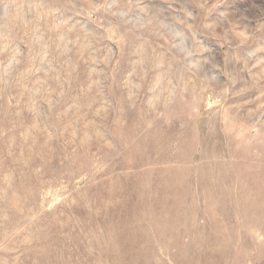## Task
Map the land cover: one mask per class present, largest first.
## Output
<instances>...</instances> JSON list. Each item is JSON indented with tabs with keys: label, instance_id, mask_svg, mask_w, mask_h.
<instances>
[{
	"label": "rangeland",
	"instance_id": "rangeland-1",
	"mask_svg": "<svg viewBox=\"0 0 264 264\" xmlns=\"http://www.w3.org/2000/svg\"><path fill=\"white\" fill-rule=\"evenodd\" d=\"M263 183L264 0H0V264H264Z\"/></svg>",
	"mask_w": 264,
	"mask_h": 264
},
{
	"label": "bare ground",
	"instance_id": "bare-ground-1",
	"mask_svg": "<svg viewBox=\"0 0 264 264\" xmlns=\"http://www.w3.org/2000/svg\"><path fill=\"white\" fill-rule=\"evenodd\" d=\"M264 184V183H263ZM263 184H261V185H259V187H261V186H263ZM254 194H255V196L257 197V198H259V199H263L264 198V196L261 194V193H259V191H256V192H254ZM262 202H263V200H262ZM249 217V216H248Z\"/></svg>",
	"mask_w": 264,
	"mask_h": 264
}]
</instances>
